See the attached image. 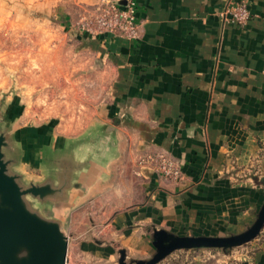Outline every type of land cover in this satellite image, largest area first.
Instances as JSON below:
<instances>
[{"label":"crops","instance_id":"crops-1","mask_svg":"<svg viewBox=\"0 0 264 264\" xmlns=\"http://www.w3.org/2000/svg\"><path fill=\"white\" fill-rule=\"evenodd\" d=\"M233 1L242 0H136L134 39L79 30V53L107 75L82 129L62 117L23 126L14 112L11 169L23 184L56 186L68 168L62 201L28 197L61 221L66 264L71 248L91 264L118 263L121 251L135 264L156 252V229L219 236L251 220L262 192L240 172L264 169V0H243L245 26L223 16ZM160 154L182 169L181 181L149 161ZM257 240L238 264H264V230ZM199 249L158 264H223Z\"/></svg>","mask_w":264,"mask_h":264},{"label":"rangeland","instance_id":"rangeland-1","mask_svg":"<svg viewBox=\"0 0 264 264\" xmlns=\"http://www.w3.org/2000/svg\"><path fill=\"white\" fill-rule=\"evenodd\" d=\"M85 1L0 0V129H11L14 112L21 115L23 126L47 121L58 123L62 117L80 130L90 119L91 103L105 92L107 75L103 68H96L104 66L102 63L79 53L78 31L82 30L80 21L98 13V7L107 0H101L96 8L87 7ZM73 15H77L75 21L71 20ZM180 170V177L166 176L161 170L160 173L165 179L180 178L181 181L183 172ZM240 173L243 180L253 178L252 185L260 189L262 200L253 209L249 222L239 227L228 226L219 236L247 230L264 203V169L251 167ZM263 230L264 226L261 232ZM261 232L241 245L196 251H211L214 256L209 259L212 261L221 259L223 264H238L256 251L257 245L253 243L258 241ZM186 251L177 249L171 253L180 255ZM69 252V264L92 263L73 248Z\"/></svg>","mask_w":264,"mask_h":264},{"label":"water","instance_id":"water-1","mask_svg":"<svg viewBox=\"0 0 264 264\" xmlns=\"http://www.w3.org/2000/svg\"><path fill=\"white\" fill-rule=\"evenodd\" d=\"M12 131L0 129V264H66L68 234L61 221L46 218L28 197L41 202L62 201L69 187L67 169L56 186L52 179L42 183L23 184L14 163ZM60 204V203H59ZM264 226V203L255 222L244 232L230 236L176 235L164 229L153 234L154 255L137 264H157L177 249L229 248L256 237ZM119 264L126 262L121 251Z\"/></svg>","mask_w":264,"mask_h":264},{"label":"built area","instance_id":"built-area-1","mask_svg":"<svg viewBox=\"0 0 264 264\" xmlns=\"http://www.w3.org/2000/svg\"><path fill=\"white\" fill-rule=\"evenodd\" d=\"M98 9V13L80 21V27L83 31L93 35L111 32L129 39L139 36L136 0H125L124 3L117 0H107ZM223 16L239 26H245L251 18V12L245 1H233L225 7ZM148 159L150 162H155L159 167L158 169L164 172L166 176L180 177L179 166L175 165L164 154L150 156Z\"/></svg>","mask_w":264,"mask_h":264}]
</instances>
